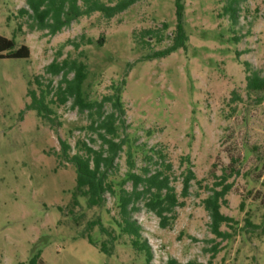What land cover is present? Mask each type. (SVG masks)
<instances>
[{
  "label": "rangeland",
  "instance_id": "rangeland-1",
  "mask_svg": "<svg viewBox=\"0 0 264 264\" xmlns=\"http://www.w3.org/2000/svg\"><path fill=\"white\" fill-rule=\"evenodd\" d=\"M181 2L186 46L147 59L176 40L175 0H140L111 20L95 12L55 35L39 30L31 16L20 12L26 0H0V35L15 37L17 47L27 44L31 49L29 58H0V264H22L37 248L43 249L47 264H145L130 243L116 242L107 254L80 236L98 217L109 225L107 208L116 213L112 196L105 207L93 208L79 197L75 214L68 212L77 170L59 158L60 139L71 144V153L79 139L100 148L101 139L87 127L88 112L73 107L72 99L52 104L53 125L27 108L29 89L40 94L58 84L61 75L46 68L65 58L87 65L83 90L90 101L115 93L125 80L126 114L119 135L127 145L116 160L118 176L128 170L129 146L138 172L148 166L146 155L157 157L161 151L172 163L170 174L179 193L186 169L196 173L171 227H161L145 207L134 215L152 246V264L171 257L183 263L264 264V91L247 90L242 63L248 61L264 77V0H244L236 24L224 14L226 0ZM234 91L240 98L236 101ZM105 110H113L110 102ZM233 170L229 180L234 186L222 211L237 223L222 226L233 236L221 240L211 231L202 200L210 193L206 186ZM77 215L82 216L79 224ZM246 218L262 228L248 231ZM92 234L106 239L98 227ZM215 244L218 252L212 258Z\"/></svg>",
  "mask_w": 264,
  "mask_h": 264
},
{
  "label": "trees",
  "instance_id": "trees-1",
  "mask_svg": "<svg viewBox=\"0 0 264 264\" xmlns=\"http://www.w3.org/2000/svg\"><path fill=\"white\" fill-rule=\"evenodd\" d=\"M138 1L140 0H26L27 7L21 8L20 12L31 16L39 30H47L50 35H55L73 21L95 12H100L105 18L111 20ZM226 1L224 14L229 15L233 24H236L239 18L240 4L244 0ZM175 5L176 40L170 47L156 52L147 59L164 57L178 48L186 46L184 4L181 0H175ZM145 33L152 34L153 32L146 30ZM144 41L147 42V40ZM100 42H103V39ZM75 47L78 48L79 43H75ZM29 57H31V49L27 44H21L17 47L15 37L0 35V58ZM242 63L247 72V90L264 91V77L260 71L253 69L248 61ZM46 71L55 76L61 75V79L55 87L52 88L51 85V89L42 88L40 94L34 89H29L27 96L31 98V102L27 108L36 110L40 118L49 120L54 125L55 120L50 117L54 113L51 105L61 106L72 99L73 107H77L81 112H88L90 124L87 127L96 133L102 142L101 147L96 149L85 140L79 139L76 143L77 151L71 153V144L62 138L60 139L59 158L63 162L74 164L77 170L75 191L72 201L68 205L69 214H75V209L81 205L79 197L86 198L88 208L105 207L108 195L114 198L113 207L116 209V213L111 214L110 208L106 210L110 218L109 225H105L103 219L98 217L88 223L80 236L87 238L91 244L107 254L113 252L116 242L130 243L135 251L144 257L145 264H152L154 259L152 246L143 234V226L134 215L142 207H145L156 214L161 227H171L178 218L177 208L185 205V201L181 199L189 196L192 181L197 178L195 171L191 167L186 169L182 181V191L179 193L170 174L172 163L166 161V156L161 151L157 152V157L154 154L146 155L145 158L149 162L148 166L142 167L138 172L136 171L133 150L129 146L126 149L128 170L123 177L118 176L115 169L116 160L127 145V139L121 138L119 135V126L124 124L126 114L121 90V87L125 85V80L116 87L115 93L105 95L101 100L90 101L85 97L83 90L88 71L87 65L82 60L65 58L58 61L55 59L47 66ZM70 74H73L71 78ZM36 82L42 86L39 76H36ZM30 84L31 80L29 81ZM50 84H52V80ZM48 95H51L49 100H47ZM238 99L240 98L234 91L232 101ZM107 102L113 106L111 112L105 110ZM92 141L95 140L92 138ZM260 159L264 162V158L262 159L260 156ZM152 163L155 165L154 169L150 167ZM233 172L235 170L230 173L225 171L217 176V180L212 186H206L210 193L202 200L204 208L211 218V231L221 240H227L233 236L232 232L223 230L222 226L233 227V224L237 223L232 216L222 211L223 205L228 203L226 195L234 186V182L229 180ZM129 182L132 185L130 189L126 186ZM241 207H244V202L241 203ZM59 209L64 212L62 206ZM81 218V215L75 216V222L79 224ZM95 227H98L99 232L101 235H105L106 239L100 241L92 234ZM244 227L248 231L262 228L260 224L254 223L250 218H246ZM123 237L126 238L123 240ZM216 252H218V244L214 246L212 258L215 257ZM42 254L43 249L37 248L31 257L22 264H47ZM211 263L212 260L209 261V264ZM162 264L202 263L197 260L183 263L177 258L171 257Z\"/></svg>",
  "mask_w": 264,
  "mask_h": 264
}]
</instances>
